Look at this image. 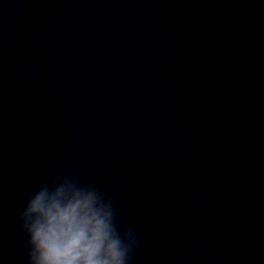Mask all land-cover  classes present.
Here are the masks:
<instances>
[{
  "label": "water",
  "instance_id": "obj_1",
  "mask_svg": "<svg viewBox=\"0 0 264 264\" xmlns=\"http://www.w3.org/2000/svg\"><path fill=\"white\" fill-rule=\"evenodd\" d=\"M111 192L134 264H264V0H0V264L11 185Z\"/></svg>",
  "mask_w": 264,
  "mask_h": 264
},
{
  "label": "clouds",
  "instance_id": "obj_2",
  "mask_svg": "<svg viewBox=\"0 0 264 264\" xmlns=\"http://www.w3.org/2000/svg\"><path fill=\"white\" fill-rule=\"evenodd\" d=\"M24 191L16 217L26 242V264H134L136 231L115 196L57 161L9 193Z\"/></svg>",
  "mask_w": 264,
  "mask_h": 264
}]
</instances>
